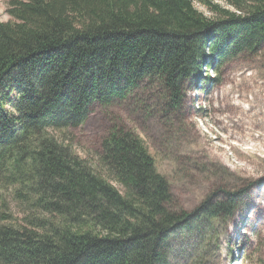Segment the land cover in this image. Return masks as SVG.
I'll return each instance as SVG.
<instances>
[{
    "label": "trees",
    "instance_id": "1",
    "mask_svg": "<svg viewBox=\"0 0 264 264\" xmlns=\"http://www.w3.org/2000/svg\"><path fill=\"white\" fill-rule=\"evenodd\" d=\"M224 1L238 13L203 1L216 16L208 19L190 0H7L0 264H169L172 236L232 214L237 192L170 209L166 179L128 128L109 131L94 160L75 153L71 136L94 108L147 81L176 106L201 65L262 48L264 0Z\"/></svg>",
    "mask_w": 264,
    "mask_h": 264
},
{
    "label": "rangeland",
    "instance_id": "2",
    "mask_svg": "<svg viewBox=\"0 0 264 264\" xmlns=\"http://www.w3.org/2000/svg\"><path fill=\"white\" fill-rule=\"evenodd\" d=\"M203 1L238 13L224 0H190L208 19L216 16ZM6 11L7 0H0L2 22L10 19ZM177 101L159 81H147L126 100L94 108L71 130L73 149L94 160L113 128L134 131L168 183L173 211L189 212L205 199L216 203L237 192L236 208L213 229L205 224L169 239V264H264V46L201 65Z\"/></svg>",
    "mask_w": 264,
    "mask_h": 264
}]
</instances>
